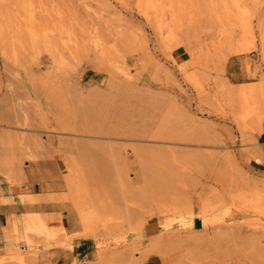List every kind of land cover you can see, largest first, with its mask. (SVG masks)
I'll return each mask as SVG.
<instances>
[{
    "label": "rangeland",
    "instance_id": "obj_1",
    "mask_svg": "<svg viewBox=\"0 0 264 264\" xmlns=\"http://www.w3.org/2000/svg\"><path fill=\"white\" fill-rule=\"evenodd\" d=\"M230 6L0 0L1 221H19L0 230V264H264V0H234L232 21ZM253 86L262 98L244 97ZM82 143L102 154L85 159ZM55 144L63 181L43 192H68L66 168L113 205L112 228L84 251L23 224L21 202L47 204L28 194L25 164L56 157ZM185 204L192 217L172 210Z\"/></svg>",
    "mask_w": 264,
    "mask_h": 264
},
{
    "label": "bare ground",
    "instance_id": "obj_2",
    "mask_svg": "<svg viewBox=\"0 0 264 264\" xmlns=\"http://www.w3.org/2000/svg\"><path fill=\"white\" fill-rule=\"evenodd\" d=\"M230 1H231V6H230L231 9L229 12V19H230V21H232V14H233L232 13L233 12L232 7L234 6V0H230ZM227 21H228V19H227ZM233 22H234V20H233ZM261 23H262V19H261ZM261 23L258 24V26L259 25L261 26ZM263 23H264V21H263ZM250 24H252V23L250 22ZM231 28H233V26H231ZM242 32H243V30H242ZM231 33H232V30H231ZM231 33H229V35ZM231 35H233V34H231ZM229 39L230 38H228V41L230 42ZM233 40H234V38H233ZM257 51L259 53H261L262 57L264 58V41H263L261 48L260 49L257 48ZM254 77L255 76H252L250 74V71H249V73L247 72L246 80H251ZM258 88L253 86V87H249V88L245 89L243 92L244 97L247 99H250V100H255L259 96L261 97L260 94L258 96V92H259ZM260 97H259V99H260ZM24 125H26L27 127L28 126H31V127L35 126L32 118L28 119L25 123H23V126ZM36 142L37 143H41V142L43 143V139L36 140ZM51 146L56 150V152H57L56 154H61V151L63 150L62 148H60L57 144L51 145ZM98 146L99 145L97 144V148H98ZM103 147H104V145H103ZM40 148L42 149L43 146L37 147V149H39V150H40ZM43 149H46V148L44 147ZM101 150H103V149H101ZM103 151L105 152V149ZM48 153H50V152H48ZM81 154L83 155L82 157H85V159L87 157L89 159L92 158V160H95L99 156V154H102V153L99 150V148L96 149V148H94L93 145H86V144L82 143ZM117 155H118L120 160L127 161V159H128V156L125 152V149H124V152H122L120 150L117 153ZM85 159L83 158V160H85ZM44 163H47V162H44ZM44 163L42 162L40 165H42ZM62 163L65 167L66 163L64 160L62 161ZM59 170H60V168H59ZM73 176L71 175L69 170H66V168H64L63 178L65 179V184L67 186L68 192L60 195V197H58V198H53L51 195H48V196L45 195L47 197V204L43 205V204H40V202L39 203H33V202L28 203L29 200L27 202H21L20 206L26 211L25 216L23 217V224L25 226L26 231H32V232L34 231L35 233H38L39 235H42L43 237H45L47 240H52V241L58 240L61 237V235H65L66 237H69L65 228L63 227V221H62V217L60 214L61 211L59 212V209H62V208L66 209V210H64V212L67 215L66 218L70 222H77V221L79 222L80 233L77 234L76 236H71L72 237V238L70 237L71 239H73L75 237L98 238L100 236L101 231L102 232L103 231H107V232L110 231V229L112 228V221H114L115 218H113V217L108 218V216L106 215V212L109 209L110 210L113 209L112 203L108 202L109 204H106L102 200H100L99 192L92 191L87 186V184L84 182L83 176H81L80 180H75L73 178ZM21 195H23V194H21ZM27 199H29V198H27ZM101 199H103V198H101ZM30 201H31V199H30ZM127 203H126L125 211H127L129 213V211L132 208L130 209V206ZM49 206H51L52 209H55L56 212L47 213L46 209ZM172 210L178 211L179 215L182 217L183 216L184 217H190V216L192 217V214L194 212L192 206L188 205V204L181 206L180 209L176 207ZM8 215H9V220L7 221V224L4 226V230H6V233L11 232L12 234H13L12 231L18 232L19 221L17 219V215L15 213H11V214L8 213ZM6 233H5V235H6ZM9 235H10V233H9Z\"/></svg>",
    "mask_w": 264,
    "mask_h": 264
},
{
    "label": "crops",
    "instance_id": "obj_3",
    "mask_svg": "<svg viewBox=\"0 0 264 264\" xmlns=\"http://www.w3.org/2000/svg\"><path fill=\"white\" fill-rule=\"evenodd\" d=\"M183 50H181L179 47H176L172 50V57L174 59L181 60V56L183 55ZM264 134V126H262V132L260 134V137ZM59 155L56 154V157L51 158L47 163H44L40 165L39 167L35 166L34 163H28L25 164V175H26V181L24 183V186L28 189V194L30 196H40V195H48L46 192H43L44 189L47 190H55L52 189L54 187H60L62 185V178L58 175V169H59V163L63 161V158H59ZM66 185V184H65ZM47 213H53L56 212L55 209H48L46 210ZM58 212V211H57ZM65 213L64 211H62ZM5 216V211L2 209L0 205V230L7 224H2V217ZM67 219V218H66ZM8 221V220H7ZM63 221V217H62ZM68 227H65L63 222V227L65 228L69 240L67 241V244L70 245L72 242V253L75 251H78L80 249L81 251H84V246L86 244L85 240L86 238H79L75 237L71 239V236H76L80 233V226L76 222H70L67 219ZM196 225V222L194 220V227ZM78 226L79 230H75V227ZM71 237V238H70ZM91 239V238H87ZM79 254V253H76ZM142 264H162V260L160 256L157 255H151L149 258L142 261Z\"/></svg>",
    "mask_w": 264,
    "mask_h": 264
}]
</instances>
